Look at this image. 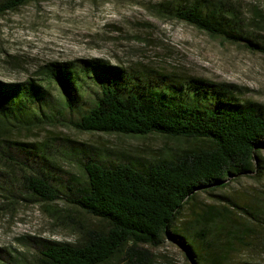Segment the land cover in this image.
Returning <instances> with one entry per match:
<instances>
[{"label": "trees", "instance_id": "16d2710c", "mask_svg": "<svg viewBox=\"0 0 264 264\" xmlns=\"http://www.w3.org/2000/svg\"><path fill=\"white\" fill-rule=\"evenodd\" d=\"M27 2L0 0V16ZM156 13L264 54V36L256 31L264 29L259 8L257 29L247 25L233 0H161ZM37 76L23 83L0 80V165L5 169L0 173L5 177L6 168L23 172L24 183L40 200L52 203L64 193L21 155L45 162L47 143L12 138L57 117L63 120L67 112L77 114L72 123L81 132L163 135L192 144L136 162L107 163L88 156L82 163L85 181L71 184L64 196L96 225L83 230L76 244L43 243L40 264H108L121 254L129 255L133 264H153L146 252L136 249L161 247L169 237L193 264H224L222 254L233 247H254L263 226L252 225L261 222L263 204L257 203L258 212L216 192L246 176L264 178V104L244 99L243 89L234 83L145 75L100 58L48 62ZM202 194L213 203L195 211ZM189 206L194 216L181 227L179 220Z\"/></svg>", "mask_w": 264, "mask_h": 264}, {"label": "rangeland", "instance_id": "374dc122", "mask_svg": "<svg viewBox=\"0 0 264 264\" xmlns=\"http://www.w3.org/2000/svg\"><path fill=\"white\" fill-rule=\"evenodd\" d=\"M160 1L28 0L25 6L0 16L1 82L38 79L40 67L52 61L100 58L145 75L203 77L211 82L234 83L243 89L244 99L264 104V54L211 37L188 23L160 18L156 13ZM233 1L241 7L247 25L257 29L258 20H254L258 8L264 12L263 0ZM256 31L264 36V29ZM52 93L58 97V92ZM76 117L67 112L63 120L57 117L52 124L31 132L23 130L12 138L47 143L49 160L21 156L30 159L33 171L45 174L66 196L71 184L85 181L82 163L90 155L100 156L107 163L136 162L144 157L175 154L192 145L163 135L85 133L74 128ZM4 170L0 165V171ZM22 177L23 172L17 169L6 168L5 177L0 173V264H40L43 243L76 244L83 230L96 225L90 216L71 207L64 194L52 203L40 200ZM216 194L230 196L259 212L257 203L264 206V178L246 176ZM212 199L202 194L195 211L213 203ZM193 211V206L186 208L179 220L181 227L194 216ZM259 217L261 222L252 225L263 226L254 247H231L234 251L222 254L224 264H264V212ZM136 250L146 252L153 264L194 263L170 237L161 247L143 245ZM108 264L133 263L129 255L121 254Z\"/></svg>", "mask_w": 264, "mask_h": 264}]
</instances>
